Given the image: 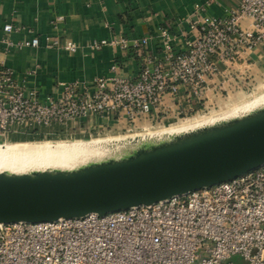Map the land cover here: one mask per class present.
Masks as SVG:
<instances>
[{
  "label": "built area",
  "instance_id": "2783aa9c",
  "mask_svg": "<svg viewBox=\"0 0 264 264\" xmlns=\"http://www.w3.org/2000/svg\"><path fill=\"white\" fill-rule=\"evenodd\" d=\"M244 18L251 19V27L242 25ZM17 29L5 24L7 49L41 45L38 36L14 41L9 34ZM192 29L186 48L179 50L177 36L162 28L158 55L149 53V37L134 41L141 57L136 79L121 75L115 62L113 74L92 85L62 82L57 97H42L21 84L11 68H1L0 133L35 134L92 114H118L132 122L157 119L167 113V98L180 104L179 114L184 98L194 110L223 64L239 61L264 41V0H240L229 14L202 18ZM117 44L129 46L124 37L91 42L96 49ZM54 45L79 49L72 40ZM236 254L247 264H264V165L151 205L56 221L0 223V264H235Z\"/></svg>",
  "mask_w": 264,
  "mask_h": 264
},
{
  "label": "crops",
  "instance_id": "0c3cea01",
  "mask_svg": "<svg viewBox=\"0 0 264 264\" xmlns=\"http://www.w3.org/2000/svg\"><path fill=\"white\" fill-rule=\"evenodd\" d=\"M239 3L240 0H0V69L11 68L21 84L37 90L42 97L59 96L62 82L92 85L96 78L113 74L111 66L115 62L121 75L136 79L141 57L134 41L149 37L148 51L158 55L161 29L168 27L177 36L175 47L185 49L193 22L225 16L237 9ZM197 5L204 9L197 11ZM7 23L19 28L9 34L14 41L38 36L41 45L7 49L3 42ZM242 25L251 27V19L244 18ZM119 37L126 38L129 46L117 44L96 49L91 45L95 39ZM56 40L62 43L72 40L79 49L71 52L54 45ZM260 82H264V41L239 61L223 64L221 72L209 79L207 96L230 94L237 88ZM180 103L188 105L191 101L184 98ZM179 105L167 98L165 110H176ZM161 115L164 117L161 113L157 119ZM151 120L154 119L132 122L118 114H92L47 126L39 134L52 131L88 135Z\"/></svg>",
  "mask_w": 264,
  "mask_h": 264
},
{
  "label": "water",
  "instance_id": "95a60500",
  "mask_svg": "<svg viewBox=\"0 0 264 264\" xmlns=\"http://www.w3.org/2000/svg\"><path fill=\"white\" fill-rule=\"evenodd\" d=\"M73 171L0 173V223L105 215L210 188L264 165V109Z\"/></svg>",
  "mask_w": 264,
  "mask_h": 264
},
{
  "label": "rangeland",
  "instance_id": "374dc122",
  "mask_svg": "<svg viewBox=\"0 0 264 264\" xmlns=\"http://www.w3.org/2000/svg\"><path fill=\"white\" fill-rule=\"evenodd\" d=\"M264 96V82L248 84L243 88H237L230 94L221 92L218 95L209 94L202 105L198 104L194 110H189L185 105V109L181 114L177 110L167 111L164 117L154 119L149 123H141L138 126H127L126 128H118L103 132H95L92 134H74L67 132H46L35 134L12 133L11 136L0 133V142L6 143L1 148L9 149L14 147H35L49 146L60 147L66 145L94 142H116L121 141L123 144H130L137 141L136 138L144 136L162 137L164 134L171 132L192 131L198 123H202L209 119H217L227 121L223 118L225 113L233 112L235 108L244 106L246 103L254 102L259 96ZM255 108V109H254ZM264 109V104L260 107H251V114ZM41 136V137H40ZM127 136H132L128 137ZM10 137V138H9ZM125 137V138H124ZM93 141V142H89ZM110 141V142H109ZM13 142V143H11ZM235 264H247V261L240 254L232 257Z\"/></svg>",
  "mask_w": 264,
  "mask_h": 264
},
{
  "label": "bare ground",
  "instance_id": "6f19581e",
  "mask_svg": "<svg viewBox=\"0 0 264 264\" xmlns=\"http://www.w3.org/2000/svg\"><path fill=\"white\" fill-rule=\"evenodd\" d=\"M263 104L264 96L261 95L254 102L246 103L244 106L235 108L233 112L225 113L223 118L227 121L212 118L198 123V126L190 132H185L184 130L171 132L164 134L160 138L144 136L136 138L135 140L137 141L130 144H123L121 141L111 143L98 141L94 143H76L56 148L49 146H27L5 149L0 146V173L22 174L55 170L73 171L90 164L124 159L137 153L149 151L151 148L148 146L167 142L193 131L217 126L249 115L252 112L250 110L251 107L255 106L257 108Z\"/></svg>",
  "mask_w": 264,
  "mask_h": 264
},
{
  "label": "trees",
  "instance_id": "16d2710c",
  "mask_svg": "<svg viewBox=\"0 0 264 264\" xmlns=\"http://www.w3.org/2000/svg\"><path fill=\"white\" fill-rule=\"evenodd\" d=\"M39 133H35V135H38ZM41 137V136H40Z\"/></svg>",
  "mask_w": 264,
  "mask_h": 264
}]
</instances>
